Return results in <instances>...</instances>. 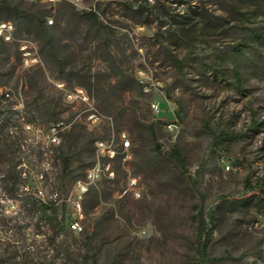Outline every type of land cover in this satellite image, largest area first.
Masks as SVG:
<instances>
[{
  "label": "rangeland",
  "instance_id": "obj_1",
  "mask_svg": "<svg viewBox=\"0 0 264 264\" xmlns=\"http://www.w3.org/2000/svg\"><path fill=\"white\" fill-rule=\"evenodd\" d=\"M5 2L25 15L0 9V20L35 43L40 62L25 67L18 42L0 37V96L9 97H0V264H189L202 241L197 217L209 212L202 264H264V202L222 198L248 197L264 181V0ZM61 84L84 87L90 101L66 100ZM100 139L113 140V174L84 191ZM15 169L21 200L8 192ZM47 201L55 213L39 211ZM78 201L80 232L71 228Z\"/></svg>",
  "mask_w": 264,
  "mask_h": 264
},
{
  "label": "built area",
  "instance_id": "obj_2",
  "mask_svg": "<svg viewBox=\"0 0 264 264\" xmlns=\"http://www.w3.org/2000/svg\"><path fill=\"white\" fill-rule=\"evenodd\" d=\"M40 1L45 2V3H50V4H56L58 2L64 1V2L75 4V5H82V0H40ZM48 22L53 23V20L48 19ZM0 32H2L3 41L7 43L18 42L19 50L22 55L23 65L25 67H32L40 62V56H39L38 49L35 43H33L30 40H26V39H17L16 27L12 21H9V22L0 21ZM59 86L63 90L65 99L70 102H74V101L89 102L90 101L89 94L84 87L76 86L74 87V89H67L64 87L63 84ZM146 88L147 90H149L147 86ZM151 107H152L153 112L156 113L157 115L162 113L164 110L163 105L161 101L159 100L153 101L151 103ZM98 119H100V116L96 111L91 113L88 116V120L90 123H94ZM166 128L171 129V132L176 131L178 129L177 121H174V120L168 121L166 123ZM51 130H52L51 141L54 144H59L61 142V139L59 136L60 129H58V126H55V127H52ZM130 145H131L130 140L124 139L122 143V148L127 149ZM95 146L98 152V157H97L95 164L91 168L88 169L87 175H86V181L84 182L97 181L100 178V176L102 175V162H107V155L110 154V149H115L113 145V140L100 139L95 142ZM162 148L165 150L166 149L165 145H162ZM109 173L113 174L112 162H109ZM129 188L133 190V193L136 197L141 196V191L139 188V178L133 175L131 171L129 173ZM73 206H74L75 211L71 219V228L74 231L80 232L83 230V227L78 219V215H81L82 210H79L77 208V202H74Z\"/></svg>",
  "mask_w": 264,
  "mask_h": 264
},
{
  "label": "trees",
  "instance_id": "obj_3",
  "mask_svg": "<svg viewBox=\"0 0 264 264\" xmlns=\"http://www.w3.org/2000/svg\"><path fill=\"white\" fill-rule=\"evenodd\" d=\"M1 10H6L7 12H10L13 17H15L16 21L19 22V20L22 19V17L25 15V11L21 10L19 7L16 6H12L9 3L5 2L3 3L2 7L0 8ZM88 15L92 18H96L97 15L94 11H90L88 12ZM0 21H9V20H0ZM43 22L41 21V24ZM17 32V29H16ZM259 36V35H258ZM15 42L12 43H8V44H14ZM237 50H239V45L237 46ZM2 99L6 100L9 99L8 96H6V94H2L0 96ZM63 121L60 119L59 117V113H57L54 117V123H53V127L58 126V129H61V125H62ZM150 132L151 135L153 137V146H152V155L153 156H160L162 155L163 152V148H162V144L160 142H158L157 136H156V131H155V125L152 123L150 125ZM169 155H174L175 156V151L171 150L169 152ZM155 160H149L146 159L144 161V163L148 166L153 165ZM63 164H64V169L66 173H70L71 172V158L69 156L64 157L63 159ZM21 170H12L11 173H9L7 180L12 184L11 187L8 188V192L11 194L12 198H15L17 200H21L19 199V191L20 188L19 186L22 184V176H21ZM32 198V196H31ZM224 200H226L228 203L230 204H235L238 201H241L243 203L248 202L249 200L255 199L257 201H262L264 202V181L258 182L256 184V186L253 188L252 191V195L248 196V197H243V198H237L235 199L234 197H227V196H223L222 197ZM25 200H28V203L31 204L33 206V208L36 207V201H30L29 200V195L27 194L25 197ZM56 204V201H47V202H41L39 206V211L41 212H47L48 210L51 213H55L56 210L54 208ZM207 215H199L197 217V219L200 221V230H201V243L199 244V248H198V257L195 258L194 260H192L189 264H202V259L204 257H206L207 255V250H208V246H209V242L211 240V222H213V220L215 219L214 214L212 212L208 213V219ZM87 260V259H86ZM13 264V263H10ZM14 264H29L28 262H17Z\"/></svg>",
  "mask_w": 264,
  "mask_h": 264
},
{
  "label": "bare ground",
  "instance_id": "obj_4",
  "mask_svg": "<svg viewBox=\"0 0 264 264\" xmlns=\"http://www.w3.org/2000/svg\"><path fill=\"white\" fill-rule=\"evenodd\" d=\"M1 22H9V21H1ZM0 37L2 38V32H0ZM167 130L171 131V129L167 128ZM116 149H110V154L107 155V162H102V173L103 172H109V162H112L113 159L115 158L116 156ZM93 182H96V181H89V182H80L79 185L80 187L84 190V191H87L88 189V186L93 183ZM77 208L79 210H81V204L80 202L78 201L77 202Z\"/></svg>",
  "mask_w": 264,
  "mask_h": 264
}]
</instances>
